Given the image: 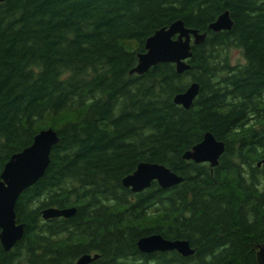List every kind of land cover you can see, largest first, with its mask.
<instances>
[{"label":"trees","instance_id":"1","mask_svg":"<svg viewBox=\"0 0 264 264\" xmlns=\"http://www.w3.org/2000/svg\"><path fill=\"white\" fill-rule=\"evenodd\" d=\"M230 11L234 27H209ZM206 33L191 70L160 64L131 75L147 39L176 21ZM232 49L245 64L233 65ZM198 82L193 108L174 97ZM57 131L43 178L16 215L24 238L0 264H260L264 245V0H0V175L42 130ZM206 132L224 141L220 165L183 159ZM184 178L142 193L123 180L140 163ZM261 164V166H260ZM75 207L45 221L46 208ZM159 234L195 254H143Z\"/></svg>","mask_w":264,"mask_h":264},{"label":"water","instance_id":"2","mask_svg":"<svg viewBox=\"0 0 264 264\" xmlns=\"http://www.w3.org/2000/svg\"><path fill=\"white\" fill-rule=\"evenodd\" d=\"M234 21L230 11L223 12L216 21L210 24L209 30L213 33L230 32ZM207 38L206 33L187 28L183 21L174 22L151 35L145 44L146 52L138 54V63L129 74L143 76L152 68L160 64H173L176 73L183 75L191 70L189 63L193 57L192 46L202 45ZM201 92V85L192 82L185 92L174 97L176 106L189 110L193 108ZM56 130L49 128L39 132L31 146L11 156L4 165L0 175V241L6 252L12 251L24 238L26 225L17 220L16 207L21 195L26 189L32 188L46 174L51 163V151L59 142ZM226 143L218 140L214 134L206 132L203 140L192 150L184 154L187 161L196 164H209L212 169L220 165L221 156L226 152ZM261 166V164H260ZM156 182L162 189L169 190L180 183L184 178L170 171L164 165L157 163H140L133 174L123 180L126 189L139 194L151 188ZM77 208L66 209L49 208L41 213L45 221L57 218L70 219L77 213ZM137 247L143 254L178 252L183 257L193 256L195 249L186 240H168L159 234L143 237ZM258 262L264 264V245L259 247ZM100 259L99 255L85 254L75 264H93Z\"/></svg>","mask_w":264,"mask_h":264},{"label":"rangeland","instance_id":"3","mask_svg":"<svg viewBox=\"0 0 264 264\" xmlns=\"http://www.w3.org/2000/svg\"><path fill=\"white\" fill-rule=\"evenodd\" d=\"M230 53V58L233 65L245 64V57L240 49H232Z\"/></svg>","mask_w":264,"mask_h":264},{"label":"bare ground","instance_id":"4","mask_svg":"<svg viewBox=\"0 0 264 264\" xmlns=\"http://www.w3.org/2000/svg\"><path fill=\"white\" fill-rule=\"evenodd\" d=\"M46 209H49V208H46ZM46 209H44V210H46ZM59 209V208H58ZM43 212V211H42ZM192 246V245H191ZM193 248V247H192ZM194 249V248H193Z\"/></svg>","mask_w":264,"mask_h":264}]
</instances>
